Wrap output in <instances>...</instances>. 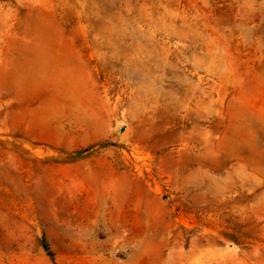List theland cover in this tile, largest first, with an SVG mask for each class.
I'll list each match as a JSON object with an SVG mask.
<instances>
[{"label": "rangeland", "instance_id": "rangeland-1", "mask_svg": "<svg viewBox=\"0 0 264 264\" xmlns=\"http://www.w3.org/2000/svg\"><path fill=\"white\" fill-rule=\"evenodd\" d=\"M0 264H264V0H0Z\"/></svg>", "mask_w": 264, "mask_h": 264}]
</instances>
